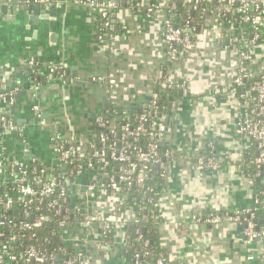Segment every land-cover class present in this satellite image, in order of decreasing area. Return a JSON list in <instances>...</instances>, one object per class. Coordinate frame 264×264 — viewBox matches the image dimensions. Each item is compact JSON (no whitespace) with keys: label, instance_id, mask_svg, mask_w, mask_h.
<instances>
[{"label":"crops","instance_id":"obj_1","mask_svg":"<svg viewBox=\"0 0 264 264\" xmlns=\"http://www.w3.org/2000/svg\"><path fill=\"white\" fill-rule=\"evenodd\" d=\"M77 1L14 5L9 0L5 10L0 3V110L18 128L7 130L0 120V186L12 159L35 160L53 169L57 136L74 139L85 152L95 112L108 103L124 111L141 108L154 93L167 92L164 82L175 83L186 97L175 99V109L169 107L164 119L166 144L173 153L151 204L162 247L174 264H264L260 241H246L234 220L207 221L211 214L230 217L252 208L258 192L250 168L241 166L255 150L236 132L244 114L236 99L241 89H232L231 65L238 56L222 43L240 26L227 20L229 13L212 0L215 7L191 49L179 61H170L163 76L168 61L163 21L167 6L176 0H115L112 18L118 29L112 38L99 35L97 9ZM259 28L263 31L264 24ZM250 51L249 71L264 76V41ZM54 65L62 67L60 75L51 73ZM107 196L81 183L68 201L91 215L117 219L110 241L95 225L75 220L61 229V243L82 252V264H136L123 249L122 226L135 209L124 204L114 213L115 200ZM258 214L264 221V210Z\"/></svg>","mask_w":264,"mask_h":264},{"label":"built area","instance_id":"obj_2","mask_svg":"<svg viewBox=\"0 0 264 264\" xmlns=\"http://www.w3.org/2000/svg\"><path fill=\"white\" fill-rule=\"evenodd\" d=\"M202 0H181L185 5L186 22L182 28H178L174 24V16L176 12V2L173 1L167 6L165 19L163 21V40L168 44L166 56L169 61L176 62L182 59L193 44L192 30L189 28L191 21L190 12L197 9L199 2ZM220 4L223 13H241V25L237 31L242 32L241 27L252 28L250 40L240 38L234 35L224 44L225 49H232L238 56V62L231 66L235 69L232 85L240 88L237 91L236 99L244 109V114L240 117L237 125V135L240 138H248L250 145L255 150L253 156L252 171L247 172L248 176L257 181L260 190L256 193L254 206L250 209L235 211L232 216L211 214L207 221L217 224L224 219L230 218L236 224L241 226L242 235L246 241H260V252H264V221L260 220L258 211L264 210V76H254L249 71L251 62L250 48L256 42L264 41V30H259V25L264 24V0H216ZM18 3L29 5L50 4V0H17ZM79 3L90 4L98 11L97 16L100 20L101 30L105 31L104 35L108 38L114 36V21L111 13L118 7L115 0H81ZM220 8V7H219ZM150 12L153 7L148 9ZM234 32V31H233ZM101 35V34H99ZM102 36H100V39ZM179 48H178V47ZM232 47V48H230ZM245 61V63H244ZM31 64L34 62L31 60ZM62 69L60 66H52L51 73ZM258 78V79H257ZM246 79H257L253 84H244ZM110 84L113 80L109 79ZM180 85L171 82H164V89H178ZM6 95V94H5ZM9 95H13L10 93ZM185 96V95H184ZM158 95L153 94L149 102L141 107V112L137 116V123L131 124L128 116L122 122H116L113 118L104 119L99 115H94L93 121L101 130L95 134L96 140L89 141L87 139L90 156L85 157L80 145L74 140H63L60 136L55 140V151L57 153V166H62L64 170L70 166L71 172L67 175L53 176L48 175L44 180L42 175L45 169L38 170L41 174H33L27 177V171L23 169L24 162L18 159H12L9 163L10 167H14L19 171V175L13 172L9 176L13 177V183L16 187L18 196L13 199L7 192L2 195V210L10 209L13 214H18L17 209H13L14 204L21 206V215L24 219L32 216L30 209L32 207V199L51 198L46 202V210L58 215L62 211L63 215L59 219L60 228L63 229L69 222L82 221L86 224H93L99 230L105 241H110L111 233L114 229L115 221L110 218H100L97 215H91L83 212L78 206H71L68 201L70 191L79 187L83 183L88 190H98L104 192L107 197L114 199L113 212L119 213L125 204L126 197L136 188L135 191L146 189L152 191L153 188L146 186L145 181L151 173L153 166L158 168V175L165 179L167 174V159L172 156V149L167 147L163 152L160 151L162 142L167 143V126L165 124L166 113H160L157 105ZM178 100L173 99L169 104L170 108L176 107ZM37 115H40L39 107L34 106ZM0 120L4 121L7 130L17 131V127L10 121L6 120L4 115L0 114ZM117 123V124H115ZM57 140L60 142L57 143ZM35 161V160H34ZM32 161V162H34ZM199 168L202 167V157L197 159ZM84 171L89 174L85 175ZM36 172L33 170L32 173ZM39 185V189L34 187ZM68 202V203H67ZM134 209V206L132 207ZM39 205L35 210L39 211ZM152 218L158 223L157 216H144V219ZM49 219L47 214H41L34 219L33 222L21 221L18 225L10 223L4 216L0 215V264H37L45 262L46 264H56L51 253L38 249L33 244H27L22 253L14 252L15 241L21 237L23 231H32L34 227ZM135 216L131 220H136ZM128 221L122 226L125 227ZM9 226L12 233H7L8 239L2 240L5 235L3 227ZM34 237V233L30 232L29 239ZM138 242L146 247L148 242L141 234L138 235ZM148 254V252H146ZM85 257L82 252H71L66 256L64 264H82ZM133 260L136 264H140V255L135 253ZM171 261L170 259H168ZM165 258H158L156 264H168Z\"/></svg>","mask_w":264,"mask_h":264},{"label":"trees","instance_id":"obj_3","mask_svg":"<svg viewBox=\"0 0 264 264\" xmlns=\"http://www.w3.org/2000/svg\"><path fill=\"white\" fill-rule=\"evenodd\" d=\"M176 12L174 16V24L178 28H182L185 25L186 22V10L185 5L181 3V0H176ZM215 7V3L212 0H202L199 2L198 7L196 10L190 12V17L192 18L189 22V28L193 27V30L191 32L192 39H194V36L199 32V30L205 25V21L207 19L208 13ZM113 13V12H112ZM111 13V15H112ZM241 13H235V14H228L227 20L230 22L241 25L240 20ZM98 23V33H104L105 31L101 30L100 26V20H97ZM114 25V32L118 29L116 25ZM242 32L240 30H235L234 32L228 33L227 36L224 37V40H222V43L225 44L229 41V38L234 35H239L238 37H242L244 39L250 40L251 34L254 31L252 28L245 25V27H241ZM226 38V40H225ZM168 44L165 43V49L167 50ZM178 47V46H177ZM180 47V46H179ZM178 47V48H179ZM232 48V47H230ZM168 60V58H167ZM170 61L168 60L167 63H165L162 66V74L163 76L166 73V67L169 65ZM245 63V61H244ZM37 69V67H36ZM62 69H59L55 72V74L60 75ZM38 70H36L37 72ZM258 79V78H257ZM257 79H246L244 84H253ZM232 89H237L236 86L232 85ZM158 100L157 105L159 107V112L165 113L167 112L169 108V104L173 99H184L183 95H179L178 89L173 90H167V92H158ZM2 111L0 110V114ZM141 109H129L128 111H124L123 109L119 107L112 106L110 103L106 104L105 107L95 112L94 115H99L104 117V119L113 118L116 122H122L125 120V118L128 116L130 119L131 124L137 123V116L140 114ZM117 124V123H115ZM101 130L100 127L96 125L94 121L91 122V128L88 133L87 139L89 141H95L96 137L95 134L98 133ZM60 141L57 140V143ZM167 144L165 141L162 142V145L160 146V151L163 152L167 148ZM90 156V149H88L85 153V157ZM254 155H251L247 159H245L241 166L250 168L249 171H252V163L251 160ZM203 158V157H202ZM38 166L40 169H45L44 174L42 175L43 179L46 180L48 175L53 176H59V175H67L70 174L71 169L70 166H67L66 169H62V166H56L53 169H48L46 166L41 164L38 161L34 162H25L23 165V169L27 171V177L32 176L33 174H41L38 170ZM8 171L13 172L15 175H19V171H17L14 167H8ZM33 170H36V172L32 173ZM8 172V173H10ZM84 174H89L88 171H84ZM48 180V179H47ZM164 179L160 178L158 175V168L153 166L151 169L150 175L147 177V180L145 181L146 186H150L153 188L152 191H148L146 189H140L139 191H135L136 188H132V191L129 193V195L126 197L125 205L134 206L135 209V218L136 220L128 221L125 225V241L123 244V249L125 253L133 258L135 253H139L140 255V262H148L150 264H156V261L158 258L162 257L165 258L168 264H174L172 261H169V257L166 255L164 247H162L160 235H159V226L154 221V219H144V216H151L152 214H156L152 210L151 204L154 196L158 194L161 187H163ZM257 185V184H256ZM258 186V185H257ZM34 187L36 189H39L38 184H34ZM256 190H260V186L256 187ZM4 192H7L13 199H16L18 196V193L16 192V187L13 183V177L8 176L6 178L2 185L0 186V215L4 216L6 220L13 224H19L21 221L25 220L27 222H35L34 219L38 217L41 212L44 214H47L49 216V219L42 220V222L34 227L32 231H23L20 238H18L15 241V248L14 252L19 254L24 251V248L27 244H33L38 249L46 251L48 254L51 253L53 255V259H55L56 264H64V260L66 256L71 254V250L67 249L65 245L61 243L60 238V225H59V219L63 215L62 211L58 215H55L52 212H48L46 210V202L52 197L47 199H39V197H35L32 199V207L30 209V212L32 213V216H29L28 218L24 219L21 215V206L18 204L13 205V209H17L19 211L18 214H13V212L10 209L2 210V195ZM68 203V202H67ZM36 205H39V211L35 210ZM11 228L9 226L3 227V230L5 231V235L3 236L2 240H6L9 238L7 233H12L10 231ZM30 232L34 233V237L32 239H29ZM141 234L143 238L148 242L146 247H143L138 242V235ZM69 250V251H68ZM148 252V254H146ZM37 264H46L45 262H40Z\"/></svg>","mask_w":264,"mask_h":264},{"label":"water","instance_id":"obj_4","mask_svg":"<svg viewBox=\"0 0 264 264\" xmlns=\"http://www.w3.org/2000/svg\"><path fill=\"white\" fill-rule=\"evenodd\" d=\"M8 1H9V0H0V3H2V6H1V9H2V10H5V9H6L5 3H7ZM11 1L13 2L14 5H17V4H16V2H17L16 0H11ZM213 1L215 2V0H213ZM214 12L216 13L217 10H214ZM4 97H5V99H8V100L10 99V95H7V94H6ZM8 118H9V117H8ZM8 118H7V119H8ZM62 169H64V168H62Z\"/></svg>","mask_w":264,"mask_h":264}]
</instances>
